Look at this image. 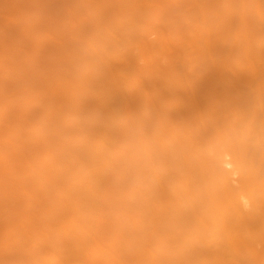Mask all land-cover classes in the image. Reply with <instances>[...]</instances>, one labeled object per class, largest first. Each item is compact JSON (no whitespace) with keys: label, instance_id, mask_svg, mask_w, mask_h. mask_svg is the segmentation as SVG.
<instances>
[{"label":"bare ground","instance_id":"obj_1","mask_svg":"<svg viewBox=\"0 0 264 264\" xmlns=\"http://www.w3.org/2000/svg\"><path fill=\"white\" fill-rule=\"evenodd\" d=\"M0 264H264V0H0Z\"/></svg>","mask_w":264,"mask_h":264},{"label":"rangeland","instance_id":"obj_2","mask_svg":"<svg viewBox=\"0 0 264 264\" xmlns=\"http://www.w3.org/2000/svg\"><path fill=\"white\" fill-rule=\"evenodd\" d=\"M27 45H29V44H27ZM32 45V44H31Z\"/></svg>","mask_w":264,"mask_h":264}]
</instances>
